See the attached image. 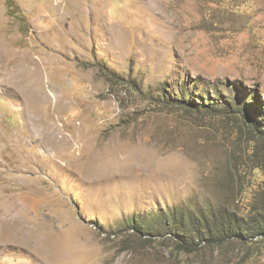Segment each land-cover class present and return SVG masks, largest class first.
I'll return each instance as SVG.
<instances>
[{
    "label": "rangeland",
    "instance_id": "rangeland-1",
    "mask_svg": "<svg viewBox=\"0 0 264 264\" xmlns=\"http://www.w3.org/2000/svg\"><path fill=\"white\" fill-rule=\"evenodd\" d=\"M263 183L264 0H0V264H264L163 237Z\"/></svg>",
    "mask_w": 264,
    "mask_h": 264
},
{
    "label": "trees",
    "instance_id": "trees-1",
    "mask_svg": "<svg viewBox=\"0 0 264 264\" xmlns=\"http://www.w3.org/2000/svg\"><path fill=\"white\" fill-rule=\"evenodd\" d=\"M243 117L246 123L245 127L248 128L250 133H261V130H258L256 125L249 119V115L245 114ZM255 197L264 201V183L263 187L256 192ZM258 212V210H251V213H253L251 220L255 223L244 225L231 221V218L227 219L223 211L213 213L211 217L205 218L198 224L195 228V236L188 233L181 224L168 223L165 226L166 228L163 229V237L173 241L178 250L189 253L201 245L212 248L219 247L230 239L244 242L261 240L264 238V219ZM153 236L155 235L151 237Z\"/></svg>",
    "mask_w": 264,
    "mask_h": 264
},
{
    "label": "bare ground",
    "instance_id": "bare-ground-1",
    "mask_svg": "<svg viewBox=\"0 0 264 264\" xmlns=\"http://www.w3.org/2000/svg\"><path fill=\"white\" fill-rule=\"evenodd\" d=\"M35 100V99H34ZM37 103H38V100L36 101ZM39 104V103H38ZM39 106V105H38ZM35 110H33V112H34ZM17 225V224H16ZM3 230V232H2V235H7V236H12L13 234H15V228L13 227V226H11V227H8V226H6L5 225V227L2 229ZM31 233V232H30ZM41 235H43V234H41ZM32 236L35 238L37 235L36 234H32ZM44 238V236H42V237H39V245L38 246H45V238ZM17 239V238H16ZM47 240V239H46ZM18 243V242H17ZM47 243V242H46ZM35 246V245H34ZM37 250L36 251H38L39 252V254H46V252L45 251H42V250H40V248H36ZM45 254H44V256H45ZM48 257V256H47Z\"/></svg>",
    "mask_w": 264,
    "mask_h": 264
}]
</instances>
